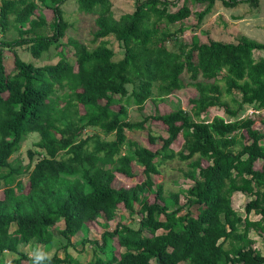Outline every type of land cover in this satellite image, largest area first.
Segmentation results:
<instances>
[{
	"label": "trees",
	"instance_id": "trees-1",
	"mask_svg": "<svg viewBox=\"0 0 264 264\" xmlns=\"http://www.w3.org/2000/svg\"><path fill=\"white\" fill-rule=\"evenodd\" d=\"M67 1L2 0L0 5L2 29L17 32L0 40V264H6V252L19 255L7 264H81L69 251L70 241L64 257L30 256L20 247L41 244L51 251L59 242L54 231L59 222L65 224L59 234L70 240L100 217L116 220L121 209L141 215L139 226L106 224L101 238L85 237L82 242L94 248L91 264H264V132L257 127H264V117H241L245 105L264 109V54L255 55L264 52V43L247 35L236 42L195 37L171 49L168 43L186 30L171 26L194 13L186 0L181 5L180 0H137L135 11L118 18L112 0H77L80 12L95 16L93 42L99 43L91 47L72 39L74 64L62 41L72 26L63 9ZM195 1L206 4L197 16L200 25L217 0ZM222 1L228 7L260 4ZM41 7L54 12L52 20L36 16ZM109 36L122 43V58L116 59ZM24 45L35 58L54 46L60 59L37 66L15 50ZM5 48L14 51L11 72ZM185 74L198 93L189 100L190 109L178 105L166 114L129 119L131 104L144 109L152 99L159 105L187 87ZM212 107L224 108L226 115L204 119ZM154 120L167 126V137L149 133L152 144L162 140L159 148L129 139L128 131L148 130ZM90 127L100 131L88 134ZM32 133L40 139L28 151L30 163L11 160ZM112 134L114 139L106 138ZM180 137L184 143L176 151ZM176 157L188 164L185 177L192 183L166 194L155 176ZM139 164L145 179L118 186L117 176L134 178ZM236 192L250 196L245 216L234 208ZM252 212L260 219H252ZM252 230L262 237L263 249L254 246ZM118 246L124 251L117 253Z\"/></svg>",
	"mask_w": 264,
	"mask_h": 264
},
{
	"label": "rangeland",
	"instance_id": "rangeland-1",
	"mask_svg": "<svg viewBox=\"0 0 264 264\" xmlns=\"http://www.w3.org/2000/svg\"><path fill=\"white\" fill-rule=\"evenodd\" d=\"M113 1V9H114V17L118 18L122 14L133 12L136 9L137 0H112ZM178 2L179 0H172ZM185 0H180V5L184 3ZM188 4L192 7L194 13L191 17L185 19L182 23H176L171 26L172 29H178L181 26L186 28L185 32L182 33L177 41L169 42L168 47L171 49H177L179 43H191L195 37H197L201 42H208L210 38L222 40V41H232L236 42L240 39L241 35H248L251 38H254L260 42L264 43V0H260V4L258 7H254L250 3H240L237 6H226L222 0H218L215 3V6L212 8V12L208 13L204 18L203 22L199 25L197 22L198 13L205 8L206 4L197 3L195 0H186ZM2 0H0V5ZM77 0H68L64 5L63 9L66 14V18L72 24L69 28L66 36L63 38V42L66 44V56L67 58L75 64L76 61V46L74 43L72 44L70 41L72 39L80 40L90 45L91 47H95L98 45L93 42L94 32L97 29L95 16L91 14H85L78 10ZM171 9L176 10L175 6H171ZM40 13L46 15L48 21L53 19L54 12L51 9H47L45 7H41L36 16ZM35 16V17H36ZM243 20H240V19ZM240 20V21H239ZM248 22V25H246ZM17 36V32L13 27L10 31L5 32L2 29V25L0 23V40L2 39H13ZM109 39L110 46L116 52V59H120L124 55V48L122 43H120L114 36L107 37ZM21 58L27 62L34 63L37 66L45 65V64H55L59 61L60 55L58 53V49L54 46L42 57L35 58L29 49V46H18L15 48ZM264 54V52L257 51L255 53L258 58L260 55ZM4 62L6 65V69L8 72L14 70V51L10 48H5L4 50ZM221 77V75L219 76ZM184 79L187 83V87L177 91L176 93L170 95L166 101L160 102L159 105H156L152 99H148L144 109H139L136 105L131 104L129 106V119L131 121H141L148 115H154L157 111H160L162 114H166L175 110L178 105L185 109H190L191 105L189 100L193 97L197 96V90L194 86L190 85V76L189 74L184 75ZM133 85L129 84L128 89L131 92ZM237 98H240L241 95L237 92L235 93ZM225 100H230L228 95H225ZM115 109H119V105L114 106ZM81 109H83L81 107ZM224 108L222 107H212L208 109L204 114V119H212L215 115H226L224 112ZM252 116L257 119L264 117V109L260 110L254 105H245L244 110L241 114V117ZM149 124V123H148ZM257 127L264 132V127L261 123L257 124ZM100 130L96 127H90L87 130V133L93 134L97 133ZM162 137H167V126L164 125L161 121L154 120L150 123V129L145 130H132L128 131V137L131 140L137 141L139 144L146 145L152 149H157L161 146L162 140L159 138L155 144L150 142L149 133ZM107 139H114L115 135L106 136ZM40 139L38 133L30 134L25 142L23 143L22 149L14 154L11 160L15 161L19 159L23 165H27L30 163V157L28 151L30 149H35V143ZM184 143V139L182 137L177 140L176 143L173 144V147L176 151H179ZM39 158L38 155L35 156L32 164L36 162ZM263 160L260 159L256 162V168L260 169L262 166ZM205 165L208 163L205 162ZM138 170L140 171L137 176L134 178L117 176L116 183L118 186H130L136 183L142 182L145 179L144 174L141 173L142 166L137 165ZM161 173L155 176L156 181L162 183L164 185L166 194L172 191H182L187 189L189 185L192 183L190 179L185 177V172L188 170V164L186 162H182L178 157L171 161H166L160 167ZM28 180V176L23 177L24 183ZM3 191L0 190V197H3ZM151 201H153L154 195L150 196ZM250 200V196L236 192L233 194V205L234 208L241 213L242 215H246L245 213V205ZM186 197L183 193L181 195V202H185ZM250 217L252 219H260V215L252 212ZM141 215L132 214L127 210L121 209L118 211L117 218L114 221L108 222V220L103 216L98 218L88 227L84 228L82 233L78 235L72 236L71 239H67L66 237L59 234V229L64 228V222H59L54 226V231L56 237L59 242L55 244L51 251H46L44 246L41 244L38 245H21L20 249L23 253H27L30 256L33 255H52L54 253H58L60 256L64 257L66 255V250L64 246L71 242L72 245L69 246L70 253L75 257V259L79 260L81 264H91L94 259V248H92L89 242L83 243V239L88 237V239H99L101 238L102 232L106 228V224H108L109 229H114L119 222H122L127 225H131L133 227H138L140 224ZM13 227L12 229H14ZM250 236L255 240L254 246L263 249V239L260 234L252 230ZM120 251H124V248L118 246L117 253ZM19 256L15 253L6 252L5 262L6 264L13 257ZM27 264V262H24ZM180 264H189L188 262H181Z\"/></svg>",
	"mask_w": 264,
	"mask_h": 264
},
{
	"label": "crops",
	"instance_id": "crops-1",
	"mask_svg": "<svg viewBox=\"0 0 264 264\" xmlns=\"http://www.w3.org/2000/svg\"><path fill=\"white\" fill-rule=\"evenodd\" d=\"M217 1H218V0H217ZM214 6H215V5H214ZM211 12H212V11H211ZM240 20H243V19L241 18ZM240 20H239V21H240ZM246 25H248V22H246ZM243 35H244V34H243ZM247 36H248V35H247Z\"/></svg>",
	"mask_w": 264,
	"mask_h": 264
}]
</instances>
